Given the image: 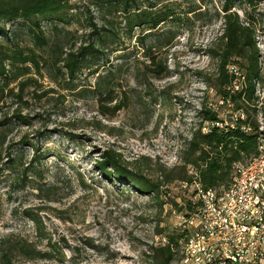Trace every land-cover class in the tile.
<instances>
[{
  "label": "rangeland",
  "instance_id": "374dc122",
  "mask_svg": "<svg viewBox=\"0 0 264 264\" xmlns=\"http://www.w3.org/2000/svg\"><path fill=\"white\" fill-rule=\"evenodd\" d=\"M222 1L162 0L153 11L173 4L179 16L154 29L130 28L131 16L113 10L114 0H69L38 26L0 21L10 31L0 35L7 76L0 77V264L159 263L156 248L192 212L185 203L193 185L165 175L177 176L171 168L182 162L199 110L217 108L223 125L243 114L212 87ZM235 10L241 18L252 12L264 56V0ZM31 30L47 43L35 42ZM79 46H87L86 60L70 76L61 60ZM20 50L33 62L20 60ZM146 53L166 70L151 72L159 68L146 67ZM108 71L113 96L99 100L92 89ZM256 95L264 100V79ZM257 120L261 126L259 113ZM107 153L160 181L158 197L105 179L95 164ZM180 258L174 247L169 264Z\"/></svg>",
  "mask_w": 264,
  "mask_h": 264
},
{
  "label": "trees",
  "instance_id": "16d2710c",
  "mask_svg": "<svg viewBox=\"0 0 264 264\" xmlns=\"http://www.w3.org/2000/svg\"><path fill=\"white\" fill-rule=\"evenodd\" d=\"M68 1L0 0V21L16 24L32 22L38 26L40 17L57 16L68 5ZM98 1L111 2L113 0ZM137 1L114 0L113 10L131 16V18L128 17L130 28L137 25L154 29L161 22L179 16V11L176 10L173 4L163 5L153 11L152 8L162 0L147 2L148 5L143 9L138 7ZM261 1L263 0H223L219 12H216V15L222 21L221 33L217 37L218 44L215 49L210 50L212 56L216 59L213 89L220 97L222 104H230L232 111H242L245 117L241 119L237 116L233 118L232 122H228L222 127L211 125L207 131L202 132V122H222L217 108L213 109L203 105L199 110L201 122L192 131L189 139L186 140L181 164L178 167L171 168H177L179 172L176 177H169L170 175L166 174L165 179L168 181L177 178L192 184L194 180H197L204 189L219 192L220 189L227 187L231 181L233 165L237 162H245L257 154L258 138L260 135L264 137V129L259 130L257 120V114L259 113L264 125V100L259 99V96L256 95L257 85L263 82L264 79L262 72L264 56L255 40L256 24L252 12L245 10V17L241 18L235 8L244 5L246 9L251 10ZM132 10L133 12H131ZM193 11L191 9L188 12ZM31 32L35 42L42 45L47 43L42 35L33 30ZM7 33L9 34L10 31H7L4 26H0V35L7 37ZM87 51V46H79L75 52L65 53L61 61L70 76L73 75L75 70L83 67ZM17 54L20 60L33 62L30 56H23L22 50L18 51ZM145 56L149 61L146 67L157 65L159 68L158 70L153 68L154 70H150L151 72L158 74L166 70L160 63H155V55L146 53ZM230 66H234L236 71L230 70ZM5 73V66L0 63V77H7ZM18 73L24 74L23 72ZM110 75L111 72L108 71L100 75L95 81L96 84L92 90L99 100L102 97H104L103 100L112 99L113 94L111 91L113 90L108 84ZM243 126L249 127L250 130L245 131L242 128ZM2 137L0 138V145L3 143ZM187 166L193 168L197 177L192 172L187 173ZM95 167L108 181L131 186L135 191L145 195H153V197L159 195L160 181L146 178L137 171L128 169L111 153L104 155L102 160L96 162ZM194 193L193 190L192 196ZM191 199L189 198L185 203L189 211L196 205ZM186 232L185 228H179L176 236L168 234L167 238H163L165 240L164 244L156 248L162 255L158 264L170 263L174 254V247H180V240ZM3 256H7L6 252L3 253Z\"/></svg>",
  "mask_w": 264,
  "mask_h": 264
},
{
  "label": "built area",
  "instance_id": "2783aa9c",
  "mask_svg": "<svg viewBox=\"0 0 264 264\" xmlns=\"http://www.w3.org/2000/svg\"><path fill=\"white\" fill-rule=\"evenodd\" d=\"M211 125L223 122H205L202 132ZM190 172L197 177L193 168ZM192 185L196 205L183 226L179 264H264V137L258 138L255 156L233 165L227 187L217 192L197 180Z\"/></svg>",
  "mask_w": 264,
  "mask_h": 264
}]
</instances>
